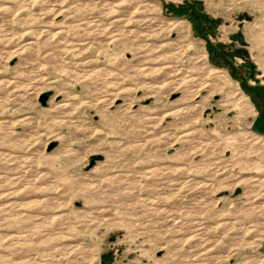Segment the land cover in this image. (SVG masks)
Returning a JSON list of instances; mask_svg holds the SVG:
<instances>
[{"label": "rangeland", "instance_id": "rangeland-1", "mask_svg": "<svg viewBox=\"0 0 264 264\" xmlns=\"http://www.w3.org/2000/svg\"><path fill=\"white\" fill-rule=\"evenodd\" d=\"M0 264H264V0H0Z\"/></svg>", "mask_w": 264, "mask_h": 264}, {"label": "trees", "instance_id": "trees-1", "mask_svg": "<svg viewBox=\"0 0 264 264\" xmlns=\"http://www.w3.org/2000/svg\"><path fill=\"white\" fill-rule=\"evenodd\" d=\"M193 13L191 15V21L193 24V28L196 34L204 37L207 39V31L210 24L214 23L215 20L208 17L205 13H202L198 10L194 11V8L192 9ZM208 40V39H207ZM209 53L211 58H222L224 55V51L220 47H210L209 46ZM251 88L253 89H259V85H253Z\"/></svg>", "mask_w": 264, "mask_h": 264}]
</instances>
